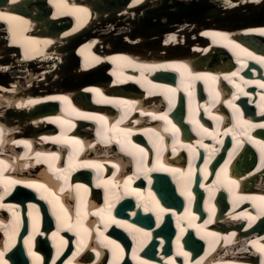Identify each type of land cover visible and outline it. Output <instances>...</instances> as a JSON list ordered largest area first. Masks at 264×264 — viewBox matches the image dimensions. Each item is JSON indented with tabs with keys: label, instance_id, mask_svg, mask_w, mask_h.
<instances>
[{
	"label": "bare ground",
	"instance_id": "obj_1",
	"mask_svg": "<svg viewBox=\"0 0 264 264\" xmlns=\"http://www.w3.org/2000/svg\"><path fill=\"white\" fill-rule=\"evenodd\" d=\"M221 1L224 4L220 5L221 9H218L215 4L207 0H0V14H3L4 17L0 19V161H2L0 163V172L4 174L15 169V166L11 165L10 161L6 159V155L12 154L14 155V160H17L16 153L19 149L26 153L23 149L29 147L32 152V147L37 145L38 152L42 154L33 153L28 155L31 159L34 157L36 161L27 162L26 166L32 167L30 168V174L33 171H37L39 176L44 177V173L39 171L41 164L55 167L54 163L50 161V157L61 158L63 151L73 147L78 137L89 131H98L101 126L99 117L91 114H88V116L66 117L64 121L54 117V114L60 111H68V108L62 104L59 108L53 110L52 114L46 113L52 106L57 107L54 102L57 99L56 96H53L54 92L65 86L79 91L78 84L88 76L92 77L95 82H104L105 80L100 75L109 74L114 77L116 72V74L120 73L119 69L115 67L117 62H131L133 66H130L129 70L125 72V78L122 81L125 83H121L114 88L115 92L120 95L124 88L130 86L127 90V96L117 98L116 102L107 99L105 102L111 103V106L119 109V102L121 103L120 107L122 105L126 107L136 101H140L143 97L136 90V86H139L149 94H159L169 107L158 114L152 112V116L156 118V124L151 127L134 130V133H130L126 139H124L122 131L120 133L117 132L119 128L110 129L119 144H124L131 137L132 139H144L147 142L154 143L155 152L152 157V164H155L156 168L146 167L140 171L143 177L142 180L146 184V189L135 190L132 188L131 192L126 196L134 198L132 202L136 200V204L134 203L135 208L137 210L140 209L143 213L156 209L151 202L152 193L155 189L151 187V182L154 181V175L156 179L158 176H164L169 183H175V192L178 196L180 195V197H175L177 200L175 205H181L180 202L183 204L181 199L185 198L184 196L181 197V194L185 191V183L196 172L195 169L191 171L190 167H185L184 165L187 164L189 166L192 160L201 159L199 170L202 172V154L197 152L200 148L207 149V154H213L211 157L216 155L228 156L233 154L234 151L230 153L226 150L219 151L217 145H222L227 140L236 143L237 151L241 155L243 163L235 165L233 174L229 175V178L224 182L225 184L218 186H222V191L225 193H235L242 189V193L245 191L247 194H239V205L238 202L233 204L229 212L227 210L224 211L225 216H217V221L233 227L237 237L226 240L221 238L220 242L216 239L210 240L207 242L209 250L214 249L219 244V247L215 249L217 256H207L203 259L195 258L190 261L186 259V264H233L231 261H226L242 260V258L246 259L244 261L249 264V261L253 259L251 256L245 257V255H249V248L237 247L236 244L237 239L238 241L249 243V237H252V235L243 233L240 230L242 223L245 221V215H249L250 222L264 214L258 209V203L262 196L259 194L251 195L249 190V184H253L259 189H264V170L261 171L259 169L260 162H258L256 168L253 164L247 165V161L254 155L253 153L258 152L259 149H264V136L262 133L264 132V117L255 118L252 123L243 119L241 113L243 106L240 100L246 101L247 107L254 108L258 116L264 115V86H262L264 85V59L259 57L258 54L253 55V47L251 46L256 40L264 44V0H220V3ZM90 17L91 22L89 24L85 23ZM229 24H236L238 27L230 30L231 26ZM241 25L244 27H241ZM238 38L241 40L239 41ZM235 41L243 47L238 46ZM226 46L227 49H224ZM100 49H102V52H100ZM179 49H184L186 54L183 51H177L176 54H173L172 51L168 52L169 50ZM134 50L141 52L132 55ZM208 53H211L209 57L202 58ZM212 56L217 59L227 60V64H224L219 72L214 74H202L204 70L198 69L197 74L201 73V82H198L195 75H187V63H191L192 59L206 61ZM74 57L85 59L86 63L83 67L85 69L91 68L94 72H80L75 66ZM107 61L114 66L113 69L107 65ZM229 63L232 66L226 68ZM141 69L143 71L139 73L138 70ZM245 69L247 73L250 71L251 76L243 75ZM13 72L16 76H13ZM165 72L176 73L178 79L176 84L158 83L149 79L151 74H164ZM214 77L221 78L224 84H222L223 87L232 88L233 92L231 94L225 92L228 96L227 101L216 100L213 96L215 94L214 89L206 91L208 96L206 104L204 102L195 103L196 95L187 96L192 91L191 85L196 89V93L200 90L204 92L203 85L205 83L213 84L212 78ZM221 81L217 79L216 84L221 83ZM243 82L245 84H242ZM114 84L115 81L108 82L106 86ZM123 84L124 86H122ZM49 86L52 88L49 89L50 95L45 96L38 93ZM180 92L187 96L185 97L187 124H185L183 129L187 130V132H190L189 129L192 131L196 137L195 143H198L196 145L193 143L176 144L175 121L172 120V115L167 116L173 110L171 106ZM236 94H240L241 98H235ZM29 95L32 96V101L26 100ZM95 102L99 103L100 100L96 99ZM75 103L76 100H73L68 105L73 106ZM212 105H218L217 112L221 115L224 114L223 107H226L228 112V121L222 124L219 132L216 129L215 133L211 132V127L207 126L210 124L209 121L214 126L220 121V116L216 113V110H211ZM147 106H145L146 110L145 108H133V110L145 115L148 114ZM94 111L103 112L98 107L94 108ZM199 111L201 115L204 112L203 116L205 119L203 121V117L199 116V119L197 117ZM127 112L128 110H124V113ZM68 115L71 116L70 114ZM13 119L17 120V123ZM89 120L91 125H86ZM66 123L81 127L83 131L69 134L70 139L42 131L45 125L49 129H53L52 125H56L57 129H63V135H65L70 130ZM83 125L86 126L83 127ZM11 129L14 130L9 135L8 131ZM121 129L129 131L126 126H121ZM248 130L251 133V138L244 139L242 134L247 133ZM28 135L32 136L33 139L23 138ZM109 138V133H107L105 139L109 141L107 142L108 146L104 149L97 148L103 146L102 144H98L97 141L93 142L95 144L94 149L92 148V151H94L93 158L85 162V165L87 168L93 169L94 172L99 168L103 170H112L113 168L120 170L121 176H117V180L110 181L115 187L121 185L120 179L124 177H126L127 182L134 183L137 175L132 177L130 174L131 168L136 169V167L141 166L140 156L133 154L136 162L130 156L132 164L130 169L126 170L130 165V161L119 156L114 151V148H112L114 147V142L110 141ZM168 141L170 143L169 146H167ZM4 144L7 145L6 148H1ZM45 148H50L56 152L43 153ZM182 152L186 154L187 158L186 162L183 161V163L177 158ZM168 154L169 157L167 156ZM103 156L108 159L103 160ZM211 161L212 163L216 162L213 159ZM209 163V159H206L205 168ZM228 163H230V160L226 159L221 164V167ZM17 165L20 168L23 163L18 162ZM219 165L214 164L212 167ZM84 167L72 165L65 171L55 167L56 176L53 179L50 177L45 179L52 188H56L59 186L58 184L62 185L60 186V192H53V196L59 200V205H66L69 201L68 197L60 194L64 193L63 190H65L63 187L65 182L62 177L71 175L84 176L87 171V168L84 169ZM17 170L19 171V169ZM155 172L159 174H154ZM27 175L29 176V173ZM104 178L95 179L92 183V186L98 188L97 190L99 191H92L91 187L86 188L90 191L92 198L97 197V195L101 196L100 191L109 183V180H106V177ZM0 185L5 188L3 189L0 186V189L5 191L4 196L16 194V196L22 197L30 195L34 198L39 192H45V189H41L40 183L30 180L24 175H21V177L15 175L13 180L0 182ZM70 187L78 188L84 186L79 181H76L73 185L67 184L66 188ZM200 187L207 196L204 199L207 204L203 208L205 217L210 219L213 207L208 201L214 198L213 191H216L217 184L212 185L206 182L203 187ZM136 192H139L138 197L144 203L143 206L137 200ZM159 194L161 195L160 190ZM168 198H170L171 203H174L173 197L169 195ZM41 199L48 205L52 200V196L46 193L41 196ZM35 203L36 207L43 205L39 201H35ZM78 204L81 206L80 203ZM250 205L255 209L254 214L251 213ZM50 206L51 203L48 207L50 208ZM25 207L27 205L24 202L0 201V211L3 213L8 212L14 217L18 216L19 208L25 209ZM77 207L76 205V211ZM129 213L131 217L136 214L134 210ZM178 217L173 218L177 224L182 221ZM153 218L155 227L159 226L162 221V214H157ZM139 220L140 217L133 221H124L117 218L112 221L116 224L112 227L113 229L116 228L114 230L118 231L117 226H119L124 234H127V238L134 240V249L130 252V258L134 263H141L142 256L139 253L149 242L150 234L149 231L145 232L146 234L136 232L135 228L137 226L134 224ZM6 223L3 215H1L0 233L7 234L10 232ZM79 223L80 218L77 220V224ZM199 225L193 228L192 225H184L182 227V225L178 224L183 233H186L188 228L195 229L198 236L203 241H207L208 237L206 235L211 233V230L204 226L202 227V223H199ZM65 231L73 232L70 227H65L61 230L53 229L49 232L48 236L51 238V242L55 244L57 236L64 239L63 235H66V233L62 234V232ZM77 231L76 229L75 232ZM162 231H164V227H162ZM89 232H92V230ZM164 233L169 235L171 231L169 233L164 231ZM97 240L102 248L110 247V245L114 246L116 243L115 236L109 233H106L104 237L98 236ZM121 240L125 241L126 238L122 236ZM188 241L193 242L190 238ZM33 242L34 237L27 241L25 246ZM16 243L17 241L14 240L9 245H2V248H0V254H2L0 256V264H7L10 256L15 257L16 264H23L24 259H28L22 255L20 249L15 250L14 245ZM112 246L107 248L109 249L108 251H114ZM172 246L177 248L174 244ZM190 246L195 252H199L195 242ZM251 246L254 250L256 249L254 244ZM167 248H170L169 244ZM88 249L100 255V251L94 248V245L87 247ZM156 253L158 254V251ZM188 254H190V251L186 252V256ZM225 255L227 260L223 258ZM183 257L185 258L184 255ZM102 258L105 260L106 255ZM107 258H110L109 254ZM122 258L123 255H118L115 264H119ZM175 258L174 255L172 262L179 264L177 260H173ZM206 258L208 259L203 262L202 260ZM163 259L167 258L163 257ZM66 264L78 263L69 261ZM82 264H91V262ZM147 264L159 263L149 262ZM261 264H264V257L261 260Z\"/></svg>",
	"mask_w": 264,
	"mask_h": 264
},
{
	"label": "water",
	"instance_id": "obj_2",
	"mask_svg": "<svg viewBox=\"0 0 264 264\" xmlns=\"http://www.w3.org/2000/svg\"><path fill=\"white\" fill-rule=\"evenodd\" d=\"M229 25L231 26L230 29H236V27H238L236 24L235 25L229 24ZM241 27H244V26L241 25ZM156 188L161 191V197L164 199V201H170L169 200L170 198H168L169 195L174 198L173 188H172L171 184L166 180V177H164V176H158L157 177ZM140 220L144 221L142 218H140ZM163 227H164V231L166 233H167V231H168V233L171 231L170 226H169V221ZM164 231H162V232L164 233ZM151 249L153 250V246L151 247Z\"/></svg>",
	"mask_w": 264,
	"mask_h": 264
},
{
	"label": "rangeland",
	"instance_id": "obj_3",
	"mask_svg": "<svg viewBox=\"0 0 264 264\" xmlns=\"http://www.w3.org/2000/svg\"><path fill=\"white\" fill-rule=\"evenodd\" d=\"M184 1V0H183ZM185 1H187V0H185ZM207 1H209L210 3H212V4H215L217 7H218V9H221L220 8V5H223L224 3H222V1H221V3H220V0H207ZM122 26V25H121ZM12 74H14L13 76H16V74L13 72ZM12 76V75H11ZM12 76V77H13Z\"/></svg>",
	"mask_w": 264,
	"mask_h": 264
},
{
	"label": "snow or ice",
	"instance_id": "obj_4",
	"mask_svg": "<svg viewBox=\"0 0 264 264\" xmlns=\"http://www.w3.org/2000/svg\"><path fill=\"white\" fill-rule=\"evenodd\" d=\"M2 18H4L3 14H0V19H2ZM262 86H264V85H262ZM0 163H2V161H0ZM40 187H43V186L41 185ZM0 256H2V254H0Z\"/></svg>",
	"mask_w": 264,
	"mask_h": 264
}]
</instances>
